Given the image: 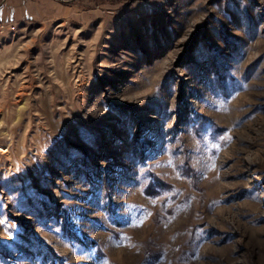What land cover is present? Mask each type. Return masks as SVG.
Listing matches in <instances>:
<instances>
[{"label": "rangeland", "instance_id": "obj_1", "mask_svg": "<svg viewBox=\"0 0 264 264\" xmlns=\"http://www.w3.org/2000/svg\"><path fill=\"white\" fill-rule=\"evenodd\" d=\"M0 264H264V0H0Z\"/></svg>", "mask_w": 264, "mask_h": 264}]
</instances>
